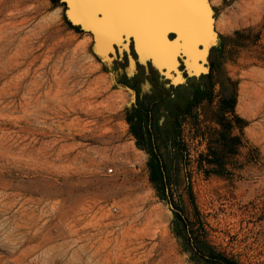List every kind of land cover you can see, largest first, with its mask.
<instances>
[{
  "label": "rangeland",
  "instance_id": "obj_1",
  "mask_svg": "<svg viewBox=\"0 0 264 264\" xmlns=\"http://www.w3.org/2000/svg\"><path fill=\"white\" fill-rule=\"evenodd\" d=\"M208 1L213 98L181 118L180 153L160 143L162 191L127 122V58L99 60L61 3L0 0V264H212L209 248L264 264V0ZM223 97L237 146L223 144Z\"/></svg>",
  "mask_w": 264,
  "mask_h": 264
},
{
  "label": "water",
  "instance_id": "obj_2",
  "mask_svg": "<svg viewBox=\"0 0 264 264\" xmlns=\"http://www.w3.org/2000/svg\"><path fill=\"white\" fill-rule=\"evenodd\" d=\"M66 20L93 38V52L106 65L127 58L126 75L152 69L165 88L187 85L210 73L219 46L208 0H60ZM133 94L135 91L123 86Z\"/></svg>",
  "mask_w": 264,
  "mask_h": 264
},
{
  "label": "trees",
  "instance_id": "obj_3",
  "mask_svg": "<svg viewBox=\"0 0 264 264\" xmlns=\"http://www.w3.org/2000/svg\"><path fill=\"white\" fill-rule=\"evenodd\" d=\"M51 1L54 4L60 3V0ZM67 24L77 32H81L79 28L71 26L68 21ZM222 50L223 47L220 43L211 52V74L202 76L198 80L192 79L187 85L177 88H169L164 91L159 89L153 90L151 96H138L140 95V83L144 80L141 77H144L143 74H136L133 77L134 79L128 78L125 72L121 75V83L126 87L132 88L138 96L136 104L132 105L128 111L127 122L130 124L131 131L137 139L138 147L149 156L147 164L150 172V181L159 190H166L170 181L167 166L160 153L159 145L161 143L166 145V147L176 148L178 153L182 151V145L177 141L180 120L183 116L191 114L193 109L204 101H212L214 89L212 71L219 66V57L222 54ZM140 69L144 68L139 67L138 71ZM145 79L148 80V77L146 76ZM235 106V97H223L219 106L220 123L224 131L222 139L225 147L238 145L236 143L238 139L231 137V125L225 123L227 115H235ZM162 118L165 119L164 124H160ZM175 225L179 236H184L183 229H185L188 237L191 238L190 224L181 216L180 212L175 213ZM197 251L200 252L202 250L199 248ZM205 257V260L212 264H239L210 248L206 249Z\"/></svg>",
  "mask_w": 264,
  "mask_h": 264
},
{
  "label": "flooded vegetation",
  "instance_id": "obj_4",
  "mask_svg": "<svg viewBox=\"0 0 264 264\" xmlns=\"http://www.w3.org/2000/svg\"><path fill=\"white\" fill-rule=\"evenodd\" d=\"M146 76L148 77L147 81L152 85V89L153 90H156V89L158 90L159 89V90L164 91L165 89H167V88L159 85V82L161 80H160V77L158 76V74L155 71L149 70L147 72ZM138 96H140V95H138ZM145 96H151V95H145Z\"/></svg>",
  "mask_w": 264,
  "mask_h": 264
},
{
  "label": "snow or ice",
  "instance_id": "obj_5",
  "mask_svg": "<svg viewBox=\"0 0 264 264\" xmlns=\"http://www.w3.org/2000/svg\"><path fill=\"white\" fill-rule=\"evenodd\" d=\"M73 3L80 4L83 3V0H73Z\"/></svg>",
  "mask_w": 264,
  "mask_h": 264
},
{
  "label": "bare ground",
  "instance_id": "obj_6",
  "mask_svg": "<svg viewBox=\"0 0 264 264\" xmlns=\"http://www.w3.org/2000/svg\"><path fill=\"white\" fill-rule=\"evenodd\" d=\"M74 225V224H73ZM16 228V227H15ZM75 230V229H74ZM78 230V229H77ZM14 231V230H13ZM74 233V232H73ZM15 241V240H14ZM14 241H13V243H14ZM17 241V240H16ZM14 245V244H13Z\"/></svg>",
  "mask_w": 264,
  "mask_h": 264
},
{
  "label": "built area",
  "instance_id": "obj_7",
  "mask_svg": "<svg viewBox=\"0 0 264 264\" xmlns=\"http://www.w3.org/2000/svg\"><path fill=\"white\" fill-rule=\"evenodd\" d=\"M110 173H112V170L110 171Z\"/></svg>",
  "mask_w": 264,
  "mask_h": 264
}]
</instances>
